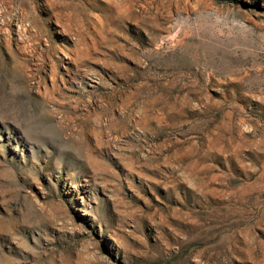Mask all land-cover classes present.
Returning a JSON list of instances; mask_svg holds the SVG:
<instances>
[{
	"label": "rangeland",
	"instance_id": "374dc122",
	"mask_svg": "<svg viewBox=\"0 0 264 264\" xmlns=\"http://www.w3.org/2000/svg\"><path fill=\"white\" fill-rule=\"evenodd\" d=\"M0 264H264V0H0Z\"/></svg>",
	"mask_w": 264,
	"mask_h": 264
}]
</instances>
